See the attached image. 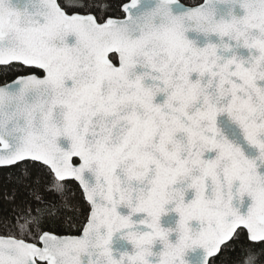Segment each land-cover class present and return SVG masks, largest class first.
Instances as JSON below:
<instances>
[{
  "label": "snow or ice",
  "instance_id": "obj_1",
  "mask_svg": "<svg viewBox=\"0 0 264 264\" xmlns=\"http://www.w3.org/2000/svg\"><path fill=\"white\" fill-rule=\"evenodd\" d=\"M0 264H264V0H0Z\"/></svg>",
  "mask_w": 264,
  "mask_h": 264
}]
</instances>
